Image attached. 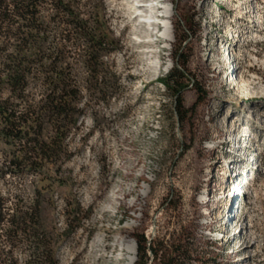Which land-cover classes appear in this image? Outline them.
Instances as JSON below:
<instances>
[{"label":"rangeland","instance_id":"1","mask_svg":"<svg viewBox=\"0 0 264 264\" xmlns=\"http://www.w3.org/2000/svg\"><path fill=\"white\" fill-rule=\"evenodd\" d=\"M131 1L103 0L107 24L120 43L103 60L105 79L119 78V96L108 105L84 107L67 141L68 158L51 165L43 183L49 185L42 223L51 259L161 264L155 251L181 239L192 245L195 259L182 264H264V96L241 95L231 85L241 76L264 88V0H168V43L155 36L161 30L160 0L137 1L156 7V19L148 24L140 22L148 21L147 9L134 17ZM185 21L200 29L185 34L182 44L188 75L208 96L196 106L198 89L186 81L182 101L191 112L181 123L163 80L175 64ZM226 42L233 64L222 55ZM31 93L40 97L37 89ZM8 149L0 143V162ZM34 181L32 175L6 176L0 195H17L20 206H29ZM142 234L152 249L147 255L141 252ZM126 245L134 246L132 258ZM29 246L16 245L11 259L33 261Z\"/></svg>","mask_w":264,"mask_h":264},{"label":"trees","instance_id":"2","mask_svg":"<svg viewBox=\"0 0 264 264\" xmlns=\"http://www.w3.org/2000/svg\"><path fill=\"white\" fill-rule=\"evenodd\" d=\"M199 30L197 23L185 21L175 64L163 80L175 98V116L181 123L191 112L182 101L189 87L185 82L198 89L196 106L208 96L189 77L190 59L182 49L185 34ZM118 50L120 43L107 24L103 0H0V143L10 148L0 162V179L36 178L29 206H20L17 195H0V231L7 225L0 236L5 238L0 241V264L8 258V264H18L11 259L12 250L21 243L30 245L34 259L27 264H57L51 259L49 233L42 223L49 190L43 183L49 180L50 166L59 167L68 158L67 141L78 130L84 107L108 105L118 98L120 80L114 75V82L106 81L108 67L103 62ZM79 69L86 77L79 76ZM33 88L39 91L38 99L31 93ZM12 199L17 200L14 207H10ZM140 244L143 255L152 250L144 234ZM191 252L192 245L178 239L155 255L161 264H182L195 260Z\"/></svg>","mask_w":264,"mask_h":264},{"label":"bare ground","instance_id":"3","mask_svg":"<svg viewBox=\"0 0 264 264\" xmlns=\"http://www.w3.org/2000/svg\"><path fill=\"white\" fill-rule=\"evenodd\" d=\"M159 4L162 5L160 7V9L162 11V16H161V19H160V21L158 23L161 26V30H159V32H157L156 33L157 35H155V36H158L160 39H162L164 43H168L169 42V28H170V26H169L170 25V22H169V18L170 17H169V15H170V11L171 10L167 6L168 5V0H160L159 1ZM155 8H156L155 6H152L151 7V9H155ZM128 9L132 10V14H134L133 16L135 17V15L139 11H142V10L146 9V7H145L144 4H142L140 2L137 3V0H132L129 3V8ZM237 17L240 18V17H242V15L241 14H237ZM153 18L156 19V17H154V16H152V15L149 14V16L147 18L148 21H143L142 20L140 22H142L144 24H148V23H151L150 22V19H153ZM146 30L149 31L148 29H146ZM148 35H151V34H148ZM235 36H238V35H235ZM229 49L231 51V48H229ZM231 55H232L231 52H229L227 54V56H228V62H230V64H233L235 58L232 56L233 58L231 59ZM155 68H157L158 70H161L162 69V66L155 67ZM231 85L233 86L232 89H233V91L235 93H238V94H241V95H247V96L248 95H255V94L264 96V88H262L261 86H259L258 83L255 84L254 82H250V81L244 80L243 77H241V76L235 78L234 80H231ZM253 97H255V96H253ZM102 241H103L102 239H98V241L96 242L98 244V246L100 245V243ZM124 250L127 252L128 257L129 258H132L134 246L133 245H126Z\"/></svg>","mask_w":264,"mask_h":264}]
</instances>
